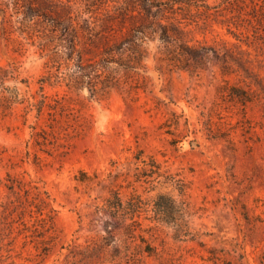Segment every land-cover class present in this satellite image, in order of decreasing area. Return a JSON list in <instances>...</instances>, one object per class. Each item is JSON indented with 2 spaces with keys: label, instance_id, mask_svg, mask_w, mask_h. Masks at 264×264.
I'll use <instances>...</instances> for the list:
<instances>
[{
  "label": "rangeland",
  "instance_id": "rangeland-1",
  "mask_svg": "<svg viewBox=\"0 0 264 264\" xmlns=\"http://www.w3.org/2000/svg\"><path fill=\"white\" fill-rule=\"evenodd\" d=\"M62 1L29 22L0 0V67L17 69L23 101L0 109V264H264L261 45L176 5L166 24L206 48L200 68L164 61L151 30L133 65L114 49L149 23L134 0ZM115 192L147 204L136 230L107 210ZM158 195L189 214L156 222Z\"/></svg>",
  "mask_w": 264,
  "mask_h": 264
},
{
  "label": "trees",
  "instance_id": "trees-1",
  "mask_svg": "<svg viewBox=\"0 0 264 264\" xmlns=\"http://www.w3.org/2000/svg\"><path fill=\"white\" fill-rule=\"evenodd\" d=\"M69 1V0H68ZM40 2L44 3L41 6ZM203 2L202 5L198 4ZM16 5V13L22 14L23 21H33L41 17L47 18V15L55 9V7L65 6L62 0H14ZM134 11H138L142 17L149 23L146 26H140L134 30V32L123 41L119 46L114 49L120 55H124L129 52L130 64L138 65L143 57L142 42H144V36L149 30L153 33L161 32L162 42V54L165 56L164 61L174 65L179 69L190 68L198 69L201 66L203 57L200 60L197 59L200 50L206 53V48H196L183 41L181 38L182 30L175 24H166L169 19L166 17L167 13H176L174 6L178 5L180 11L191 10V7L196 8L204 7L203 14L207 17L213 16L214 19L222 26H225L230 34H232L240 43L245 44L247 47L260 46V49L264 51V0H223L219 6H210L206 0H134ZM210 11H213L212 13ZM210 12V13H209ZM179 24L183 23L178 21ZM70 25L63 26L64 32L67 36L72 35ZM72 42V40H71ZM256 45V46H255ZM110 49L107 59H102L104 64L116 62L112 56L113 52ZM218 60H222L217 56ZM227 58L223 57V61L226 62ZM120 65V64H119ZM129 65L127 67L136 68V66ZM80 71H83V66H79ZM19 73L16 68L13 67H0V109L3 112L11 110L15 105L22 103V98L19 89L16 86H12L9 83L11 81H17ZM23 84H27L28 81L22 79ZM244 93V92H243ZM235 95V94H234ZM242 101L246 102L245 96H240ZM45 99L39 103L38 112H42L45 106ZM137 159H142L139 154ZM141 163L145 166H152L158 168L157 162L151 158L148 163L146 160H141ZM154 173V172H153ZM158 173V172H157ZM146 175V174H145ZM150 177L149 174H147ZM142 177V175H140ZM160 176V175H159ZM159 178V177H157ZM154 180H147L146 182L154 183ZM89 179V178H88ZM140 180V179H138ZM83 181V180H82ZM169 201V203H166ZM42 204H47L42 198ZM141 199V196L135 195L128 201H124L118 192H115L108 200L107 210L117 218L121 223H126V228H133L136 230L141 223L139 217L144 206H146ZM177 208V212L183 215H188L189 207L185 201L177 203L172 198H168L164 195H158L157 199L153 202L152 211L155 214L154 220L156 222H174L179 217H175L172 214L173 209ZM133 229V230H134ZM134 230V231H135ZM143 243H146L144 238H141ZM144 251L153 253V248L147 246Z\"/></svg>",
  "mask_w": 264,
  "mask_h": 264
}]
</instances>
